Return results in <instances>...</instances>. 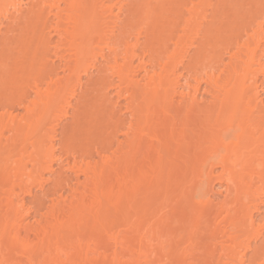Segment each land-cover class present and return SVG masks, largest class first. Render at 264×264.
Here are the masks:
<instances>
[{
  "label": "bare ground",
  "instance_id": "1",
  "mask_svg": "<svg viewBox=\"0 0 264 264\" xmlns=\"http://www.w3.org/2000/svg\"><path fill=\"white\" fill-rule=\"evenodd\" d=\"M115 1L0 0V183L64 187L28 227L4 188L0 264H264V6L222 62L186 50L208 0L161 31Z\"/></svg>",
  "mask_w": 264,
  "mask_h": 264
},
{
  "label": "rangeland",
  "instance_id": "2",
  "mask_svg": "<svg viewBox=\"0 0 264 264\" xmlns=\"http://www.w3.org/2000/svg\"><path fill=\"white\" fill-rule=\"evenodd\" d=\"M17 1H19V0H17ZM25 1H26V3H25ZM96 1H97V4L101 5L100 2H102V4L103 3L109 4L111 1L113 2L115 0H111V1H108V0H106V1L105 0H96ZM127 1H129V2L131 1V2L127 3ZM144 1L143 0H125V2H124V0H121V2H120V0H117V1H115L112 4L113 7H111L113 12L111 10H109L108 12L110 14H108V12L106 11V13L108 15L107 18H109V19L111 18V19L109 20V19L106 18V13H104V16H102V17L105 18L106 22H107V20L109 21L108 22L110 24L109 27L111 26L109 29L113 28V30H117L119 28L118 26L122 25L121 21L122 22L124 21V23H127V22L135 19L134 21H138V22H141V20H143V22L149 23V25L151 27L153 26V24H155V25H157L156 28L159 31H161L160 28L163 30V28H166V26L168 25L167 23L170 24L169 20L172 19L171 20V23H172L174 18L177 19L176 17H178L177 14L179 13L177 7H178V4H181L180 0H144ZM20 2H21V5H23V6H25L27 4V0H20ZM22 2L25 3V4H23ZM90 2L96 3L95 0H93V1L89 0V3ZM106 2H108V3H106ZM11 3L12 2H10L9 3L10 5H8V7H9L8 8L9 15H10V13H14V11H13V9L11 7ZM118 4L121 5V6H119ZM135 4H136V6H135ZM257 4L264 6V0H208V2L206 3L205 9L203 10V12H200V17L201 18L199 19V21H197V25H198V30L197 31L198 32L194 31V32L191 33L192 35L189 34L190 36H192V38L189 36L190 37V38H188L189 42H188V39L186 41V48H187L186 50H188L187 51L188 54L191 55L192 52H194L195 45H197L198 44L197 42L201 41L203 36H205V34H206L205 37L206 38L208 37V38L207 39L205 38V39L206 40L210 39L209 40L210 46L209 47L207 46V51H205V53L208 52V55H211V57L213 59L218 57V55H219V58L222 60V62H225L227 60V57H228L227 56L228 52H226L227 51V49H226L227 47H226L225 43L231 42L234 39L233 36L236 35V32L242 31L245 28L244 27L245 25H243V24L247 25L248 22L251 21V17H252L251 15H253V12H251V11H253L255 9V6ZM114 6H116L117 8L114 7ZM135 7H137V8L139 7V8L136 9ZM142 7H143V9H142ZM10 8H11V10H10ZM128 8H129V11H128ZM118 9H119V11H118ZM133 9H134L135 12L133 11ZM139 9H142V10H139ZM146 9H151V10L145 16V15H143V13L141 11L146 10ZM115 13H116V16H115ZM137 13H138V15H137ZM202 15L205 16V17L203 18ZM2 16L0 15V23L2 21H5V23H1L0 24V33H1V35L6 31L5 30L6 29L5 25H6V21H7L6 20L7 19L6 18L7 14L5 15V13H4V14H2ZM4 16H5L6 19L4 18ZM130 16H131V18H130ZM172 17H174V18H172ZM1 18H3V20ZM104 18H103V20H104ZM113 18L115 20L119 19L118 21L120 22V24H119L118 21H116L118 24L115 22V26H113L112 24H114V23L111 21ZM139 18L140 19L142 18V19L140 20ZM207 21H208V23H207ZM1 26L3 28H1ZM242 26H243V28H241ZM153 27H155V26H153ZM200 28H201V30H200ZM247 30H248V28H247ZM200 31H201L202 34L200 33ZM14 32H16V31H14ZM14 32H13V34H15ZM195 33H196V35H195ZM207 34H208V36H207ZM190 39L191 40L194 39L195 41L193 40L194 41L193 42ZM187 43L190 45L189 48H188L189 45L187 46ZM192 45H194V49H193ZM219 47H221V49ZM213 48H215V49H213ZM214 50H215V52H213ZM216 52H217V54L215 55L214 53H216ZM185 63H186V61H185ZM181 68L183 69L182 66H179V68L177 69L178 73H182V69ZM93 73H95V71ZM85 75L86 74L81 76V77H83L82 78V82H84V83H86V80L89 79V78L87 79V77H89L87 75H89V74H87L86 76ZM258 77H259V80L262 79L261 75H259ZM181 82H183V79L181 80ZM112 95L113 94L111 92V94H109V96L112 97ZM73 102H74V100L72 101V103ZM68 120H69V117L62 118V120L59 122L58 128H57V133L58 134L62 130V125H66L65 124L66 122H67V124L70 123L71 119L69 121ZM58 142H59V140L58 141L56 140L57 144H58ZM30 168H31V166L29 165L28 169H30ZM60 170L61 169L59 168V166L57 164H53L52 171H43L41 173L42 178L41 179L39 178L40 179L39 182L41 184L35 182L36 184L34 183V184L30 185L28 188H29V190L30 189L31 190H30V192L28 194L25 193V190H23L24 191L23 192V191H21L20 189L17 188L18 187V185H17L18 182L16 184H14V182L13 183L12 182L11 183L8 182L7 184L6 183H3V184L0 183V185H1L0 187L3 188V189L0 188V198H1L0 201H2V200L6 201V197H8L7 195H10V197L12 196V198H13V196H14L13 194H15V195L17 194L16 196H18V197L14 196V198H13V199L16 198L14 200L15 203L16 202L18 203L19 201H21V202H19V203H22V205H21L22 208L20 209V210H22L21 213H22V215H23V213L26 214V215H23L24 218L22 217L23 220H21L22 222H20V223H22V226H25V227L26 226L27 227L28 226H36L38 224L37 222H39L38 220H40L39 216L45 210V208L48 207V205L50 204V199L52 197L56 196V194L58 192L60 193V192H62L64 190L63 189L64 188L63 185L62 186L59 185V187H58V183L55 182V180L57 181V179H58V174L60 173ZM56 177H57V179H56ZM16 185H17V187H16ZM2 186H4V187H2ZM6 186L11 187V188H8ZM60 186L62 188H60ZM4 188L13 189L14 191H16L18 193H15V192L13 193L10 190L11 194H9L10 193L9 192L5 196ZM55 188L56 189L58 188V189L56 190ZM219 189H220V187L218 185L214 187V190L216 192L219 191ZM1 191H3V193H1ZM65 194H66V192H63V195H65ZM3 196L5 197L4 199H2ZM2 202H1V204L5 203L4 201H2ZM3 207L0 206V212L1 213H3V209L5 208V207L4 208ZM262 209H264V206H262ZM261 214H262V212L260 214H257L258 218L261 216ZM23 230L24 229L21 228V235L22 236H24L26 234V232L25 231L23 232ZM29 237L32 238V234L31 233H29ZM259 241L258 240L257 241H252L251 242L252 248L256 247L259 244ZM240 252H241L240 254L238 253L239 254L238 257L241 256L242 259H243L242 263H240V264H243V263L246 264L247 262H249L247 260L249 259V257L252 254V249L251 250H247V251L243 250L244 253L246 252L245 254L242 253V250ZM241 254H243V255H241ZM243 256H244V258H243ZM188 258L190 259V257L189 256L187 257V261H189V262H191V259H192V261L194 260L193 258H191L190 260ZM245 258H247V259H245ZM185 262H186V260L184 259V263ZM234 262H237V261L234 260ZM205 263L206 264H210L211 262L210 263L209 262H205ZM205 263H203V264H205ZM237 264H239V263L237 262Z\"/></svg>",
  "mask_w": 264,
  "mask_h": 264
}]
</instances>
